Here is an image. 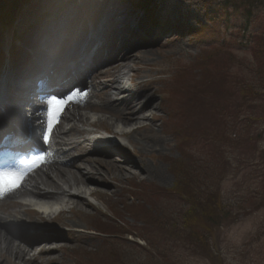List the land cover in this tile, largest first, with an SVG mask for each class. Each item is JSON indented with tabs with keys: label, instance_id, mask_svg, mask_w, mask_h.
<instances>
[{
	"label": "rangeland",
	"instance_id": "rangeland-1",
	"mask_svg": "<svg viewBox=\"0 0 264 264\" xmlns=\"http://www.w3.org/2000/svg\"><path fill=\"white\" fill-rule=\"evenodd\" d=\"M195 1L199 3L193 5L191 3H195L193 0H160L158 10H152V16L155 18H167L177 25L172 30L173 35L169 36L171 39L164 43L168 42L170 47H181L182 50L171 54L168 49L162 47L164 43L160 42L158 45H152V54L143 52L141 54L143 58L137 61L146 64L149 59L155 58L156 65L164 70L169 69L168 76L171 78L164 77L165 81L160 82L157 88L158 91L167 92L166 95L168 94L169 100L173 102L171 115L174 116L171 118V124H166L168 114L165 115L162 110H158V98L152 100L156 106L155 112L146 114L145 120L134 125V134L131 135L137 150L136 154L141 155L140 168L136 170L141 179L119 180L121 185L127 187L140 186L138 182H141L146 190L152 189L150 193L153 196L147 198L139 195L131 196V192L114 187L107 188L113 193H108L103 199L120 214L123 224H118L109 215L92 216L90 211L87 218L81 220V225H87L90 221L95 228L109 233V240L115 243H106L90 251L96 258L95 264H170L163 257L157 259V255L163 251L164 254L170 255L171 264H264V111L260 108H264V97L252 102L255 98L254 93L261 90L256 86L258 81L253 75L264 79V1H259L263 6L255 5L253 8L241 4L236 7L237 14H234L233 8L225 9L217 6L218 0ZM45 2L46 5L42 0H34V6H25L26 9L18 16L19 9L13 11L11 17L17 16L19 21L25 17V12L30 8L25 21L15 24L11 32L9 24H0L1 48L4 47L10 52L11 36L13 33L18 34L16 40L20 39L21 45L15 44L13 55L19 61L24 58L27 47L31 44L27 39L30 36H37L32 34L24 38L29 28L28 24L36 21L45 12L50 11L57 16L54 12L59 8V4L66 3L69 8L82 4L81 9H90L91 15L94 12L100 13L98 0H94L90 5L86 0L84 3L78 0H45ZM110 3L112 5H107L106 11L110 6L112 10L124 9L116 6L113 1ZM9 13V10L2 12L0 21H6ZM205 15L211 23L203 21ZM100 17H105V11L100 13ZM70 19L73 24L78 21L76 15L71 16ZM113 19L107 23L108 32L115 31L118 27L117 19ZM192 20H199L202 29H199ZM105 22L106 19L102 24L103 32L106 27ZM56 24L53 20L39 24L28 34L34 29L42 28L40 38H44L43 36L46 38L51 34V30L54 31ZM67 24L62 25L61 32L65 35ZM261 36L263 38L259 40V46L257 45L254 50L255 41ZM43 44L45 47L48 43L43 42ZM159 47L163 50H158ZM201 55V59L196 60ZM218 58L223 62L215 63ZM29 59H32L31 52ZM190 68L199 69L203 72V76L198 77L199 70L196 76H190L188 72ZM233 68L234 70L230 72ZM31 81L32 77L27 84ZM192 89L198 93L199 100L197 110L195 108L194 111H188L186 107L190 104ZM243 96L246 97V101L242 104ZM176 102L177 115L174 111ZM252 107L255 108V117L262 116V119L257 121L259 124L255 126L249 124L250 119L254 118ZM219 108L225 114L223 118L220 117ZM142 112L143 109L138 111L139 114ZM184 115L187 117V122L198 120L201 123L202 129L197 130L199 132L197 135L210 141L209 147L206 148L202 140L193 154L186 153L185 149L189 144L179 135L180 133L185 135L188 129L181 121ZM243 119L242 124L235 128V125ZM150 124L155 125L152 132L148 130ZM246 126H249V133L253 130L261 135V139L256 144L253 142L242 148L238 146L239 149L233 151L224 140L248 139L245 143H250L252 136L248 134V130L243 129ZM194 130H191L190 136L196 134ZM179 150L182 151V156ZM202 151L204 153L201 154ZM170 190L175 193H171ZM164 191L169 194L166 200H163L161 195ZM186 192L190 198L188 202L183 203L182 195ZM129 204L133 207L127 209L126 206ZM223 207L233 209L232 214L236 215V219L219 228L213 227L206 220L207 215L222 211ZM243 214L245 217H241ZM185 217H190L195 225L178 224V226L184 231H190L192 242L181 244L179 247L174 244L176 239L174 238L167 240L166 243L164 233L176 231V220ZM134 218L145 222L148 231L147 244L140 243L138 248L131 247L125 240L126 237L122 236V233L127 231L118 227L126 224L129 227H138ZM186 221L189 222V219L186 218ZM70 247L79 250L77 255H82L84 252L83 247L77 244H72ZM55 255L62 257L61 259L68 264L71 260L74 264H78L77 259L71 258L69 252L66 255L60 253Z\"/></svg>",
	"mask_w": 264,
	"mask_h": 264
},
{
	"label": "bare ground",
	"instance_id": "bare-ground-1",
	"mask_svg": "<svg viewBox=\"0 0 264 264\" xmlns=\"http://www.w3.org/2000/svg\"><path fill=\"white\" fill-rule=\"evenodd\" d=\"M167 37V36H166ZM165 37V38H166ZM52 38L50 41L52 42ZM36 48V47H35ZM171 54L176 53L177 51H181L180 48H172L168 50ZM43 58L50 57V52H48V55L43 53L41 55ZM121 55L117 53L115 55L116 59H119ZM42 59H38L36 61H32L33 63L29 62V59L25 58L22 70L18 69L17 72L14 74V76L10 75L9 81L12 82V80L17 79L21 82L23 85L22 89L18 93L17 98L14 99V104L12 106V109L10 111V116L17 119L19 117L17 110L20 108L21 101H25V89L28 87V85L24 86L28 79H30V74L32 71H34L35 67L37 68L39 63ZM134 63V59H129L128 61H125L124 59L121 60L119 64L120 66L112 67L111 69L103 72V75L109 76L111 78V83L107 85H103V90L108 91L112 87V83L116 81L118 84H122V81L127 74L128 65L130 63ZM43 64V63H42ZM10 82V83H11ZM127 85V84H126ZM126 88V87H125ZM124 88V89H125ZM151 88V85H143L141 87V92L139 93L138 97L135 98L131 103V109L129 110V113L126 115H120L121 112H112L109 117H106V121L101 120V118L96 115H90V113H79L77 114L73 120H71L69 127L65 129L66 133H72L75 131L78 135H85L88 133V131L84 129L74 130L73 127H78V125L82 126H90L93 129L97 131H104V132H114V134H119L120 137L126 138L128 136H131L134 134V125L137 123L143 121L146 119V114L152 112L153 114L155 112L156 106L154 105L151 98H148L147 95H145L146 91ZM110 96V95H109ZM116 93L111 94L112 102L115 101V99H118L115 97ZM152 97V96H151ZM9 103V102H8ZM143 109V112L141 114L138 113V111H141ZM97 114V110H91ZM157 114V113H155ZM97 117V118H96ZM95 118V119H93ZM98 119V122L97 120ZM15 123V122H14ZM138 125V124H137ZM0 128H6L8 131L10 129V126L7 127L5 123H0ZM129 128V129H127ZM127 129V130H126ZM155 129V125L150 124L148 126L149 132H152ZM76 145L75 143L70 144L69 146L72 147ZM85 148V147H81ZM153 149V148H150ZM106 152L104 154H112L113 152L109 149H105ZM72 152V148H69V150L66 152L67 155H70ZM90 155V154H87ZM84 163L86 164L87 168V174H84L82 170L75 169L73 172L66 169L67 165L65 167H58L54 166L52 170V174L58 173L55 177V180H45V186L48 189L53 190L54 192H57L55 195L51 194L50 191L46 188H43L42 191L44 192L41 196H31L35 200H24L22 202L23 206L28 208L29 210L38 209L39 212L42 213V215H47V217H51L52 215H55L57 212L64 213L66 209H69L70 207H73V210L81 212L83 214H88V210L86 208H89V201L88 199L90 197L92 198H102L103 196L107 195L108 193H111L112 191L104 190V188H108L111 186L109 183L110 180L114 179H129L135 181L136 179H141L138 172H135L136 169H139L138 165L131 167L129 165H111L113 171H105L108 169V166L105 162V159H103L99 155H95V158L93 157H86L84 158ZM68 189V193L65 195V198L60 197L61 193L59 191H62L63 188ZM22 212H26V209L23 208ZM22 237L25 238V234L20 233ZM56 234L49 235L48 237L50 240H58V237L55 236ZM36 236V235H33ZM26 243L30 244L31 242L28 241L26 238ZM89 245L92 243L89 242ZM4 248L5 253L11 252L13 256H16L18 259L23 261V264H68L59 256H56L55 253L59 252L63 249H69L70 247L68 245H61V244H55L53 242H40L39 245H42V248L39 250H33L30 251L25 248V246L18 244L16 241H12V239L5 233L1 234L0 232V248ZM1 252V250H0ZM40 252V255L38 257L35 256V253Z\"/></svg>",
	"mask_w": 264,
	"mask_h": 264
},
{
	"label": "trees",
	"instance_id": "trees-1",
	"mask_svg": "<svg viewBox=\"0 0 264 264\" xmlns=\"http://www.w3.org/2000/svg\"><path fill=\"white\" fill-rule=\"evenodd\" d=\"M4 0H0V4L3 2ZM221 114V118H223L225 116V114L223 112H219ZM201 123L197 120V123L194 124L193 126V129H196V130H200L202 129ZM246 130H248V134H250L252 136V138L249 137V135H247L248 138H250V143H245L246 141H248V139H244V140H241V141H233L231 143H229L230 147L234 150H236V148L239 149L242 148V147H245L247 144H252L253 142L256 144L257 141H258V137L253 133V130L250 131L249 133V126H246ZM219 134H221V130H219ZM224 140V139H223ZM224 142H227L224 140ZM230 142V141H228ZM239 146V147H238ZM185 173L187 172L186 168H185ZM188 176V175H187ZM199 180V179H198ZM204 185L206 183H203ZM183 197L185 199V201H189V196H188V193L186 192L185 194H183ZM230 210L226 209L223 207L222 211H219V212H213L212 214L210 215H207V221L209 222L210 225H212L213 227H219L224 220L228 221L229 218H230ZM189 214V213H188ZM187 214V215H188ZM185 216V215H184ZM206 218V217H205Z\"/></svg>",
	"mask_w": 264,
	"mask_h": 264
}]
</instances>
